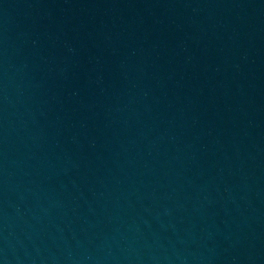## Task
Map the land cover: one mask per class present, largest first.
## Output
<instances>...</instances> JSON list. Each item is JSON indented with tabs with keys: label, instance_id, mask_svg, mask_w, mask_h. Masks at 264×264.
I'll use <instances>...</instances> for the list:
<instances>
[{
	"label": "water",
	"instance_id": "95a60500",
	"mask_svg": "<svg viewBox=\"0 0 264 264\" xmlns=\"http://www.w3.org/2000/svg\"><path fill=\"white\" fill-rule=\"evenodd\" d=\"M0 264H264V0H0Z\"/></svg>",
	"mask_w": 264,
	"mask_h": 264
}]
</instances>
